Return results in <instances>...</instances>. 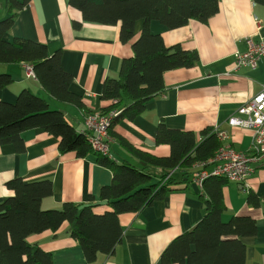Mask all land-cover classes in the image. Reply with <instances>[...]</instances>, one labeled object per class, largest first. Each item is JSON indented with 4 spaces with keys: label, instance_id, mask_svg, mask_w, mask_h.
I'll list each match as a JSON object with an SVG mask.
<instances>
[{
    "label": "crops",
    "instance_id": "1",
    "mask_svg": "<svg viewBox=\"0 0 264 264\" xmlns=\"http://www.w3.org/2000/svg\"><path fill=\"white\" fill-rule=\"evenodd\" d=\"M8 15L7 0H0V20ZM80 13L67 0H31L15 18L4 40L27 39L46 45L48 53L61 50L62 69L73 81L70 91L82 99V107L59 102L48 95L36 78L27 76V63L0 64V73H8L12 83L0 89V101L13 103L22 89L46 99L51 108L62 110L67 121L82 133L84 115L100 111L101 89L106 77L116 78L121 59L133 55L131 41L121 42L118 26L88 22L74 27ZM262 21L256 30L255 20ZM143 22L134 26L137 38ZM150 31L159 34L166 46L180 45L195 50L197 62L189 67L167 70L163 74L164 90L146 103L144 111L132 121L122 120L114 131L143 150L156 155L168 154V146L154 142L159 121L173 129L191 130L196 134L205 126H216L227 132L226 143L237 150H248L249 129L231 128L228 119L264 86V62L257 69L235 70L234 53L246 49L245 38L256 33L264 36V6L254 0H219L218 12L207 22L191 19L185 25L169 29L151 21ZM24 151L11 144H0V202L12 194L5 183L12 178L24 181L50 179L52 194L43 198V209H58L63 203L92 204V210L109 207L100 201V190L110 184L112 173L100 166L93 154L76 157L74 152L61 153L58 138L42 128L21 134ZM112 136V135H111ZM110 156L117 161H135L112 136ZM249 190L257 205L248 203V194L229 181L222 188L227 210L222 219L246 215L254 219L256 232L241 237L246 245L247 264H264V158L252 163ZM211 165L206 169L210 170ZM177 186L162 199L155 200L135 213L119 216L122 227L120 242L109 254L99 253L88 261L78 242L71 237L68 223L56 231L32 234L28 241L50 253L53 264H165L161 254L178 235L191 229L204 215L202 188L191 180ZM205 196V194H204ZM176 264V263H171Z\"/></svg>",
    "mask_w": 264,
    "mask_h": 264
},
{
    "label": "trees",
    "instance_id": "2",
    "mask_svg": "<svg viewBox=\"0 0 264 264\" xmlns=\"http://www.w3.org/2000/svg\"><path fill=\"white\" fill-rule=\"evenodd\" d=\"M31 0H7L8 15L0 20V64L27 63L34 77L48 95L59 102L82 107L79 95L70 91L73 78L62 69L61 50L48 53L43 43L27 39L4 40L15 18ZM80 13L74 27L82 21L105 26H118L121 42L131 41L133 55L121 59L116 78L106 77L101 89V114L119 110L112 117L109 134L116 137L139 165L117 161L91 149L83 133L67 121L62 110L28 89H22L13 103L0 101V144H11L17 152L25 149L22 132L42 128L58 138L61 153L74 152L76 157L93 154L100 166L112 173L110 184L100 190V201L109 207L102 214L93 212L92 204L66 202L58 209H43V198L52 194L50 179L24 181L12 178L5 183L12 194L0 202V264H53L50 253L28 241L32 234L56 231L64 222L88 261L99 253L109 254L120 242L122 227L119 216L135 213L162 199L169 192L186 187L200 168L195 165L214 156L222 144L216 126H205L198 134L191 130L169 128L164 121L156 126L154 142L168 146V154L156 155L130 144L114 131L122 120L132 121L146 103L164 90L163 74L167 70L189 67L198 60L195 50L180 45L166 46L159 34L150 31L151 21L172 29L194 19L207 22L219 10V0H67ZM264 6V0H254ZM143 22L137 38L134 26ZM264 62V60H262ZM258 67V66H257ZM250 68V69H257ZM12 83L8 73H0V89ZM228 137V135H227ZM153 168L154 170H151ZM159 174V179L154 176ZM229 180L208 176L202 182L203 217L189 230L173 239L161 254L165 264H247L246 245L241 237L256 232L253 218L222 214L227 210L222 188ZM205 194V196H204ZM248 203L257 205L247 192Z\"/></svg>",
    "mask_w": 264,
    "mask_h": 264
},
{
    "label": "built area",
    "instance_id": "3",
    "mask_svg": "<svg viewBox=\"0 0 264 264\" xmlns=\"http://www.w3.org/2000/svg\"><path fill=\"white\" fill-rule=\"evenodd\" d=\"M256 30L262 29V21L255 20ZM257 38L249 36L245 39L246 49L234 53V69L240 67L256 68L258 63L264 60V36L256 33ZM26 74L34 77L30 64L25 66ZM119 110H113L109 114H101L99 111L88 112L84 115L85 129L82 131L91 149L103 156H110V143L113 138L109 134V128L113 116ZM231 128L249 129L251 141L248 150L241 151L230 144H222L208 161L200 162L195 166L200 170L193 174V181L202 188L203 180L208 176L225 177L237 184L244 192L249 190V178L254 170L252 163H258L264 158V86L261 91L251 97L228 119ZM220 140L227 138L226 131H217ZM211 165V169H206Z\"/></svg>",
    "mask_w": 264,
    "mask_h": 264
},
{
    "label": "rangeland",
    "instance_id": "4",
    "mask_svg": "<svg viewBox=\"0 0 264 264\" xmlns=\"http://www.w3.org/2000/svg\"><path fill=\"white\" fill-rule=\"evenodd\" d=\"M132 162V164H134V165H138V163L137 162H135V161H131ZM138 167V166H137ZM151 169V168H150ZM151 170H154L153 168L151 169ZM159 179V174H157V175H155L154 176V180H158ZM108 210V209H107ZM105 210H103L102 208L100 209V208H96L95 210H94V213H96V214H102L103 212H104Z\"/></svg>",
    "mask_w": 264,
    "mask_h": 264
},
{
    "label": "bare ground",
    "instance_id": "5",
    "mask_svg": "<svg viewBox=\"0 0 264 264\" xmlns=\"http://www.w3.org/2000/svg\"><path fill=\"white\" fill-rule=\"evenodd\" d=\"M246 38H247V37H246ZM246 38H245V39H246ZM233 148H234V147H233ZM226 179H227V178H226ZM227 180H228V179H227Z\"/></svg>",
    "mask_w": 264,
    "mask_h": 264
}]
</instances>
